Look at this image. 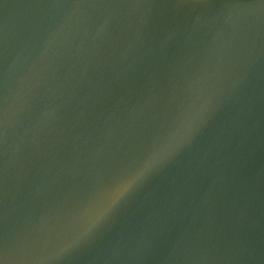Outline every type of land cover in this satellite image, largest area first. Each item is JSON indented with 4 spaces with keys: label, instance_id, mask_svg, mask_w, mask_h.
<instances>
[{
    "label": "water",
    "instance_id": "obj_1",
    "mask_svg": "<svg viewBox=\"0 0 264 264\" xmlns=\"http://www.w3.org/2000/svg\"><path fill=\"white\" fill-rule=\"evenodd\" d=\"M0 264H264V0H0Z\"/></svg>",
    "mask_w": 264,
    "mask_h": 264
},
{
    "label": "clouds",
    "instance_id": "obj_2",
    "mask_svg": "<svg viewBox=\"0 0 264 264\" xmlns=\"http://www.w3.org/2000/svg\"><path fill=\"white\" fill-rule=\"evenodd\" d=\"M191 130V126H189L183 133L173 134L170 140L157 149L133 175L116 185L110 194L107 206L97 209L94 219L91 220L89 231L98 227L125 197L143 182L152 171L163 164L166 157L180 146L181 142L191 133Z\"/></svg>",
    "mask_w": 264,
    "mask_h": 264
}]
</instances>
